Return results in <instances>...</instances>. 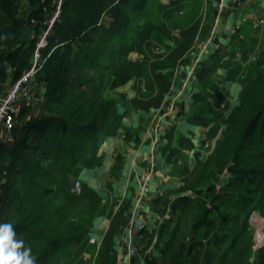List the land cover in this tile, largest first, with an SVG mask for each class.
<instances>
[{
	"label": "trees",
	"instance_id": "obj_1",
	"mask_svg": "<svg viewBox=\"0 0 264 264\" xmlns=\"http://www.w3.org/2000/svg\"><path fill=\"white\" fill-rule=\"evenodd\" d=\"M215 6L213 0L64 1L35 76L44 93L37 105L24 104L12 142L0 141V221L13 223L38 264H118L117 243L136 199L110 215L98 248L88 233L118 201L102 204L86 184L79 195L72 189L82 173L102 165V144L122 129L119 106L159 110L173 97L176 73L185 64L190 70L189 55L210 34ZM52 11L42 0H0V98L31 69ZM241 46L245 62L254 47ZM131 53L142 58L132 60ZM258 61L233 102L211 65L194 69L202 88L189 123L209 129L211 141L202 140L192 170L176 163V181L151 201L152 224L139 235L143 264H248L250 214L264 218V56ZM132 81L135 96L119 92ZM186 136L181 146L194 150L192 134ZM258 253L256 264H264V247Z\"/></svg>",
	"mask_w": 264,
	"mask_h": 264
},
{
	"label": "crops",
	"instance_id": "obj_2",
	"mask_svg": "<svg viewBox=\"0 0 264 264\" xmlns=\"http://www.w3.org/2000/svg\"><path fill=\"white\" fill-rule=\"evenodd\" d=\"M213 2L216 5L217 14L209 29L210 34L199 39L193 53L189 56L191 58L194 56L193 61L198 58V64L205 62V68L211 65L212 70H216V74L219 76L213 75L212 78L219 82L222 81L228 94V101L233 102L232 100H235L242 90L243 80L251 74L252 65L259 62L258 59L261 60L264 56V25L254 26V23L264 16V0H213ZM24 6H26V2ZM204 14L206 18L204 22L208 24L207 12ZM241 45H245L246 49L247 46L254 47L253 53H248L249 60L245 62H243ZM214 54L216 59L212 57ZM239 66L242 67L240 73L232 82L226 83L224 78L233 74L235 68ZM188 67L187 64L179 67L175 76V78L178 76L182 78L179 87L175 83L172 87L171 95L175 99V112L178 104L183 107L181 114H176V116L171 114L167 119H164L163 126L169 129L162 128L160 132L155 130L158 109L141 112L128 111L123 105L119 106V111L123 115L122 129L116 135L106 138L102 144L99 153L102 157V165L81 174L82 185L86 184L96 190L102 198V204L105 205L108 200L110 203L115 199L118 201L114 211L113 208H109L106 214L98 217L94 222V230L99 240L103 239L112 224L110 215H115L120 205L127 199L131 198L132 203H135V199L137 201V198L142 194L145 201L139 207L138 217L146 221L147 227L150 226L153 214L150 207L151 201L155 195L164 193L171 183L176 181L177 175L174 171L177 167V160L175 159L181 160L180 164L177 163L178 166L186 162L189 163L190 169L192 168L198 148L202 140L207 137L209 129L190 126V107L202 86L196 73L191 72L192 63L190 70ZM186 80L188 84L183 90L182 86ZM40 87V89H44L41 85ZM134 87L135 82L132 81L121 88L119 92H124L132 97L135 96ZM25 103L34 104L35 101L27 99ZM189 134H192L191 143L194 145V150L191 151L186 146H181L179 141L183 136ZM2 140L7 139L0 136V141ZM7 141L12 142L10 138ZM160 147L168 148L163 153V157L160 154L156 155ZM173 153L177 155H173ZM152 154L160 167L157 166L159 169L156 170L154 180L144 188L140 176L150 169ZM104 199H107L106 202H103ZM99 231L102 232V236L99 235ZM123 235L117 243L118 264H125L128 260V232L126 234L125 230ZM142 239L141 236H137V243L142 245L140 241Z\"/></svg>",
	"mask_w": 264,
	"mask_h": 264
},
{
	"label": "built area",
	"instance_id": "obj_3",
	"mask_svg": "<svg viewBox=\"0 0 264 264\" xmlns=\"http://www.w3.org/2000/svg\"><path fill=\"white\" fill-rule=\"evenodd\" d=\"M65 0H42L43 3H48L49 6L53 9L51 17L45 22L47 25V29L44 31L43 35L40 37V41L37 44V48L34 54L33 59V65L31 69L26 71L21 79H19L16 83L11 85L7 92L0 98V136L5 137L7 140L10 138L12 131L18 124L22 110L24 108L25 101L22 100V92L25 89V86L35 78L38 70L41 69V64L43 62L42 58V51L48 46L49 41L48 37L51 34V30L54 27L56 21L60 18L63 4ZM222 7V4H221ZM264 25V16L260 18L257 22L254 23L255 27H261ZM154 52H161L160 47L158 45H155L153 47ZM199 59L196 58L192 63V71L194 72V69L198 65ZM187 80L184 82L182 89L185 90L187 87ZM175 107V99L173 97H168L164 104L159 108L158 110V116L162 122L163 119H166L170 114L171 111ZM159 123V124H160ZM161 131V130H160ZM11 139V138H10ZM157 168V162L155 159L154 154L151 155L150 158V169L143 173L141 177V182L145 186L149 184L150 181L154 180V173H156ZM83 190L82 181L78 180L75 183V186L73 187L72 191L74 194L79 195L81 194ZM144 201L143 194L140 195L137 198V205L134 210V213L132 214L129 225L127 228L128 232V251H127V258L125 264H143V262L138 260V255L140 251L143 249L140 244L137 243V236L141 234V232L146 227V221L138 217L139 207ZM94 228H91L88 233V239L89 243L91 245H95L98 248L101 245V241L97 238V236L94 234ZM264 241V239H263ZM257 245L254 244L253 249L255 250ZM152 250L148 249L147 254H151Z\"/></svg>",
	"mask_w": 264,
	"mask_h": 264
},
{
	"label": "rangeland",
	"instance_id": "obj_4",
	"mask_svg": "<svg viewBox=\"0 0 264 264\" xmlns=\"http://www.w3.org/2000/svg\"><path fill=\"white\" fill-rule=\"evenodd\" d=\"M163 2L165 3V4H168V3H170L171 2V0H163ZM25 4V2H23L22 3V5H24ZM220 8H221V6H220ZM249 47L250 46H247V49H249ZM161 53H163L162 51L161 52H157L156 54H161ZM131 58H132V60H140L141 58H142V56L141 55H139V54H135V53H131ZM195 72V71H194ZM181 77L180 76H178V77H176L175 78V80H174V83L179 87L180 85H181ZM35 78L33 79V80H31L26 86H25V89H24V91L22 92V100L23 101H26L27 99H30V100H33V101H35V103H37V102H39L40 101V98H41V95H42V93H44V89H40L41 87L40 86H36L35 85ZM135 85H136V83H135ZM36 86V87H35ZM41 86L43 87L44 85H42L41 84ZM142 88H143V86H142ZM122 93H124V92H122ZM34 103V104H35ZM35 105H37V104H35ZM182 105H180V104H178L177 105V110H176V112H175V107H173V109H172V111H171V114L172 115H175L176 116V114L177 115H179V114H181L180 112H181V110H182ZM175 112V113H174ZM170 114V115H171ZM169 115V116H170ZM168 116V117H169ZM167 117V118H168ZM166 118V119H167ZM160 119H159V116H158V118H157V121H155V125H154V128H155V130H157L158 132H160V130L162 129V128H164V130H168L169 128L167 127H164L163 126V122H164V119L162 120V122L160 123ZM160 123V124H159ZM166 128V129H165ZM210 141L211 140H205V144L204 145H207V144H209L210 143ZM168 150V148L167 147H160L159 148V150L157 151V153H156V155H158V154H160L161 155V157H163V153L165 152V151H167ZM175 160H177V163H181V160L180 159H175ZM159 163L161 164V161H159ZM147 165H148V167H149V164L147 163ZM158 167H160V165H158ZM156 168V170H158L159 168ZM192 170V169H191ZM155 174L156 173H154V177H155ZM140 179H141V177H140ZM151 182V181H150ZM143 187L144 188H146L147 186H145L144 184H143ZM107 200V199H106ZM106 200L104 199V201L103 202H106ZM144 201H145V198H144ZM159 221L160 220H158V222H157V228H158V226H159ZM249 222H250V224H251V226H252V228H253V231H254V237H253V241H254V244H256V242H257V245H256V248H255V250L253 249L252 250V254H251V256H250V258H249V261H248V264H256L257 263V261H258V252L260 251V250H262V248L264 247V241H263V239H264V218L262 217V216H260V214L258 213V212H256V211H254V212H252L251 214H250V217H249ZM99 235L100 236H102L103 234H102V232H100L99 231ZM101 243H102V241H101ZM152 246H154L155 244L154 243H152L151 244ZM101 246V245H100ZM142 248L144 247V245L142 244V245H140ZM144 249V248H143ZM151 249V248H150ZM97 251H98V248L96 249ZM152 250V249H151ZM85 256H86V258H89L90 257V255H89V253L87 254H85Z\"/></svg>",
	"mask_w": 264,
	"mask_h": 264
},
{
	"label": "clouds",
	"instance_id": "obj_5",
	"mask_svg": "<svg viewBox=\"0 0 264 264\" xmlns=\"http://www.w3.org/2000/svg\"><path fill=\"white\" fill-rule=\"evenodd\" d=\"M0 264H38L11 221H0Z\"/></svg>",
	"mask_w": 264,
	"mask_h": 264
}]
</instances>
